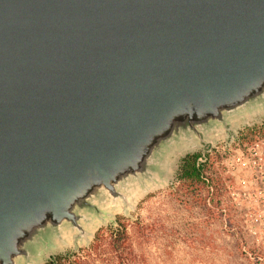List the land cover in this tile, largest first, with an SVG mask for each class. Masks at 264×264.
Masks as SVG:
<instances>
[{
  "label": "water",
  "instance_id": "obj_1",
  "mask_svg": "<svg viewBox=\"0 0 264 264\" xmlns=\"http://www.w3.org/2000/svg\"><path fill=\"white\" fill-rule=\"evenodd\" d=\"M260 108L264 0H0V264Z\"/></svg>",
  "mask_w": 264,
  "mask_h": 264
},
{
  "label": "rangeland",
  "instance_id": "obj_2",
  "mask_svg": "<svg viewBox=\"0 0 264 264\" xmlns=\"http://www.w3.org/2000/svg\"><path fill=\"white\" fill-rule=\"evenodd\" d=\"M249 126L260 131L253 142L242 137ZM207 141L175 145L154 176L128 192L127 205L107 202L91 214L85 237L75 241L67 231L57 241V228L47 226L22 258L46 264L74 253L65 264H122L109 242L124 225L129 264H264L250 253L264 252V109L231 119ZM203 150L211 153L206 173L220 187L219 208L206 204L205 188L178 177L182 157Z\"/></svg>",
  "mask_w": 264,
  "mask_h": 264
},
{
  "label": "trees",
  "instance_id": "obj_3",
  "mask_svg": "<svg viewBox=\"0 0 264 264\" xmlns=\"http://www.w3.org/2000/svg\"><path fill=\"white\" fill-rule=\"evenodd\" d=\"M259 132L260 131H257V128L249 126L246 136L244 135L242 137L244 138V141L250 140V142H253L255 136ZM202 155L205 156V160L200 162L199 158ZM210 160V152L203 153L202 151H199L185 154L180 161L178 177L183 181L199 184L205 188L207 191V197L205 199L206 204H212L214 207L219 208L221 204L220 187L214 182L213 178L206 173ZM127 241L128 234L124 225H119L114 231H112L109 245L111 246L112 251L116 254L117 259L122 264H129V258L126 257L128 252ZM242 246H239L240 250L242 249ZM250 253L255 259H261L264 261V252L262 249L252 248L250 249ZM72 255H74V253L52 256L46 264H65V261H69Z\"/></svg>",
  "mask_w": 264,
  "mask_h": 264
},
{
  "label": "built area",
  "instance_id": "obj_4",
  "mask_svg": "<svg viewBox=\"0 0 264 264\" xmlns=\"http://www.w3.org/2000/svg\"><path fill=\"white\" fill-rule=\"evenodd\" d=\"M204 160H205V156L202 155V156L199 158V161H200V162H203Z\"/></svg>",
  "mask_w": 264,
  "mask_h": 264
},
{
  "label": "flooded vegetation",
  "instance_id": "obj_5",
  "mask_svg": "<svg viewBox=\"0 0 264 264\" xmlns=\"http://www.w3.org/2000/svg\"><path fill=\"white\" fill-rule=\"evenodd\" d=\"M205 147L207 148V145H206ZM206 151H207V150H206ZM206 151H205V150H203L202 152H203V153H206Z\"/></svg>",
  "mask_w": 264,
  "mask_h": 264
},
{
  "label": "bare ground",
  "instance_id": "obj_6",
  "mask_svg": "<svg viewBox=\"0 0 264 264\" xmlns=\"http://www.w3.org/2000/svg\"><path fill=\"white\" fill-rule=\"evenodd\" d=\"M63 238H64V237H63ZM63 238H62V239H63ZM64 239H65V238H64ZM57 241H58V240H57ZM67 243H68V242H67ZM56 244H57V243H56Z\"/></svg>",
  "mask_w": 264,
  "mask_h": 264
}]
</instances>
